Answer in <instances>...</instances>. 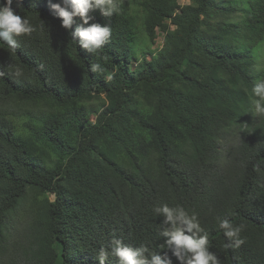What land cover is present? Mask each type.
Wrapping results in <instances>:
<instances>
[{"label":"trees","instance_id":"16d2710c","mask_svg":"<svg viewBox=\"0 0 264 264\" xmlns=\"http://www.w3.org/2000/svg\"><path fill=\"white\" fill-rule=\"evenodd\" d=\"M188 1L137 0L138 25L121 0L111 18L91 12L112 33L90 54L71 40L78 17L65 30L48 0H13L37 31L16 53L0 42V264H98L113 239L179 264L162 247V203L198 215L221 264H264V117L250 102L264 0ZM158 32V57L131 59L138 34ZM222 219L244 225L238 248Z\"/></svg>","mask_w":264,"mask_h":264},{"label":"clouds","instance_id":"9594fccd","mask_svg":"<svg viewBox=\"0 0 264 264\" xmlns=\"http://www.w3.org/2000/svg\"><path fill=\"white\" fill-rule=\"evenodd\" d=\"M12 4L13 0H4L0 6V42L6 45L11 53H16L20 47L17 38L31 36L37 29L29 18L15 13ZM48 4L65 30L72 29L74 18H79L80 23L70 33L71 40L90 54L102 49L109 42L112 33L107 24L90 23L94 20L90 13L98 10L102 17L111 18L120 11V0H58L55 3L48 0ZM40 25L43 28V22L40 21ZM90 71L104 74L107 69L97 62L90 65ZM11 74L20 77L23 70L14 66ZM3 75L4 73L0 72V77ZM106 78L111 81L113 74L108 73ZM250 97L255 116L264 117V79H258L253 84ZM153 212L157 217H162L159 232L164 241L162 247L170 251L179 264H221L218 256L209 250V234L201 227L196 213L190 214L182 205L170 207L167 203L154 207ZM218 227L227 240L225 248H238L244 243L241 238L243 224L234 225L229 220L222 219L219 220ZM110 256L116 258L117 264H173L167 252L160 255L159 252L150 251L144 244L132 247L120 239H113L110 251L104 247L100 248L96 260L98 264H105Z\"/></svg>","mask_w":264,"mask_h":264},{"label":"rangeland","instance_id":"374dc122","mask_svg":"<svg viewBox=\"0 0 264 264\" xmlns=\"http://www.w3.org/2000/svg\"><path fill=\"white\" fill-rule=\"evenodd\" d=\"M124 5L129 9L130 14L134 16L136 24H140L142 19V14L139 12L137 7V0H121ZM179 5H186L189 3L188 0H178ZM163 44L162 34L158 32V38L155 39L154 43H151L150 40L143 35L142 33L138 34L136 41L131 45V59L136 58L139 63H143L145 58H156L158 57L159 51ZM134 66V65H133ZM92 121L93 117L91 118ZM228 142L232 143L237 140L236 130L230 131L229 134H226Z\"/></svg>","mask_w":264,"mask_h":264}]
</instances>
